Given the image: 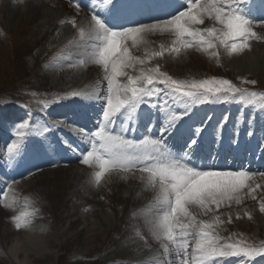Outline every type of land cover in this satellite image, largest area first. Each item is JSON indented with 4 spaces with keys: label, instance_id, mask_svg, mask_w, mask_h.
Segmentation results:
<instances>
[{
    "label": "snow or ice",
    "instance_id": "snow-or-ice-1",
    "mask_svg": "<svg viewBox=\"0 0 264 264\" xmlns=\"http://www.w3.org/2000/svg\"><path fill=\"white\" fill-rule=\"evenodd\" d=\"M252 2L169 0L171 10L163 16L147 22H121V0H101L105 7L100 10L95 0H75L77 13L86 7L89 18L86 28L78 26L75 17L71 24L78 28L80 38L87 35L91 48L88 62L101 67L105 87L100 91H73L70 95L100 102L96 125L94 129H85L66 121L30 124L29 119H23L14 124L15 138L6 145L0 159L18 165L27 151L29 138L35 135L46 139L47 133L66 126L87 145L80 151L79 160L92 170L94 186L112 176L127 179L138 173L145 190L154 193L149 205L153 211L146 218V226L161 242L168 256L166 264H220L227 257H239V264H247L250 258L264 255V243L256 245L235 238L236 234L222 236L220 228L225 221L218 214L222 207L241 205L246 197L256 200V189L262 185L255 183V178L264 180V172L243 166L221 168L190 163L212 120L211 115L195 120L194 108L236 103L243 111L245 106H255L257 96L264 99V93L250 92L224 78L177 79L161 71L159 65L147 66L148 60L163 57L166 52L180 55L195 49L219 60L221 50L229 56L241 54L251 48L250 41H264V34L255 30L264 28V8L254 9ZM206 20L211 22L210 26L205 24ZM157 34L168 38V43H160L158 50L151 48L155 43L151 37ZM133 49H144V55H134ZM79 63L83 65L85 61ZM141 106L157 109L161 113L157 117L159 124H154L150 117L141 137H130L128 133L134 132L139 122ZM259 110L264 111V106ZM228 121L229 115L225 114L217 123L213 129L214 142L222 138ZM238 132L236 128L232 139L235 146L239 145ZM253 134L250 127L247 135ZM170 138L184 141L179 152L169 145ZM0 195L6 197L7 191L0 189ZM0 204L12 207L4 199H0ZM259 210L264 213V200ZM37 211L28 210L26 202L25 210L11 217L15 228L30 227ZM138 214L139 210L133 212L134 216ZM244 214L251 219L250 212ZM227 215L231 223V212ZM201 216L209 218L200 219ZM236 218H240L239 213ZM136 235H140L139 230Z\"/></svg>",
    "mask_w": 264,
    "mask_h": 264
},
{
    "label": "rangeland",
    "instance_id": "rangeland-1",
    "mask_svg": "<svg viewBox=\"0 0 264 264\" xmlns=\"http://www.w3.org/2000/svg\"><path fill=\"white\" fill-rule=\"evenodd\" d=\"M84 15L85 11L81 10L75 18L87 25L89 17ZM62 18L70 19L68 14L52 9L49 0H0V139L2 135L5 137L1 139L0 155L15 138L12 130L14 122L27 118L30 124L44 123L49 114L55 121H65L68 114L62 113L61 108L67 101L89 100L72 97L70 93L94 88L90 75L85 74L86 65L90 62L84 52L90 50H80L78 44L82 39L76 34L78 28L73 27L71 21L61 24ZM205 24L210 26L211 22L206 20ZM258 30L264 34V28L257 27ZM155 38L158 42L153 49L158 50L159 44L164 41L168 43L165 36L157 34ZM254 41L251 42L253 48L241 54L229 56L221 50L219 60L190 49L180 55L166 52L163 57L148 60L147 66L159 65L161 71L177 79L224 78L250 92L264 93V41ZM87 42L86 36L82 47ZM255 49H259L263 55L254 57ZM132 52L134 55H144L143 49H133ZM79 60L85 63L81 65ZM69 64L73 66L68 67ZM91 65L87 70L96 73V80L103 82V89L105 82L99 69L101 67ZM86 85L91 88H85ZM255 100V106H245L243 111L242 106L236 103L208 104V111H213L215 107L217 122L227 114L228 125L246 126V136L251 127L254 134L248 136L249 139L256 135L263 140L264 111L259 109L264 106V99L257 96ZM46 112L48 114L45 116ZM67 128L62 126L57 129ZM50 135V132L47 133L46 139L33 135L27 140V169L15 175L13 180L16 183L12 184L13 180L7 182L0 170V189L7 191V196L0 195V199L12 205L5 208L0 204V239L10 246L7 248L0 243V264H20L10 251L11 243L16 238L21 240L20 258L24 259L28 254L29 264H160V258L163 264V259L167 258H164L166 254L161 242L151 235L146 226V217L149 218L153 211L149 205L153 202L154 193L150 189L145 190V185L138 179L139 174L127 179L112 176L94 186L91 182L92 170L76 160L79 157H67L79 152L69 143L73 151L70 149L66 155H50L33 161L31 152L34 147L47 145L43 149L49 151L51 143L47 140ZM79 139L76 142L81 146ZM3 160L0 159L2 165ZM251 170L264 172V167ZM255 183L262 185L256 189V200L246 197L241 205L218 210L225 221L220 228L222 236L236 234L235 238L250 243H264V213L259 210L260 202L264 200V180L257 176ZM26 202L28 210L36 208L38 211L30 227L17 230L11 217L25 210ZM250 204L256 206H253V212L249 210ZM135 210H139V214L134 216ZM229 212L232 215L231 223L228 222ZM245 212L251 213V219ZM237 213L239 219L236 218ZM137 230L139 236L136 235ZM25 237H29V241L24 242ZM158 254L162 256L158 257ZM234 258L237 260L231 264H239V257L222 258L220 264Z\"/></svg>",
    "mask_w": 264,
    "mask_h": 264
},
{
    "label": "bare ground",
    "instance_id": "bare-ground-1",
    "mask_svg": "<svg viewBox=\"0 0 264 264\" xmlns=\"http://www.w3.org/2000/svg\"><path fill=\"white\" fill-rule=\"evenodd\" d=\"M50 1V4H51V6H52V9H57L58 10V12H60V13H62V14H68L69 15V17H70V19H72L73 17H75L76 16V13H77V11H76V8H75V2H69V1H67V0H49ZM261 5H262V2H261ZM81 11V10H80ZM85 15L86 16H88L89 17V13H88V11L86 12L85 11ZM84 15V16H85ZM59 16H60V14H59ZM61 17H63V16H61ZM87 17V18H88ZM86 18V17H85ZM86 18V19H87ZM62 20H63V18H62ZM262 32V31H261ZM263 32H264V30H263ZM165 38H167L166 36H165ZM151 39L156 43V42H158V39H156L155 38V36H152L151 37ZM167 40H168V38H167ZM166 41H164V43H165ZM255 42V41H254ZM155 43H153L152 45H151V48L153 49L154 48V45H155ZM156 47V46H155ZM144 50V49H143ZM256 55H263L262 54V52L259 50V49H255V51H254V53H253V56L255 57ZM177 63H179V62H177ZM92 71H90V70H87V75H88V77H89V75H90V79H91V83H92V85L91 86H94V88L93 89H96V90H98V91H100V89H99V87H100V85H101V82H97V80H96V76H95V74L96 73H91ZM91 73V74H90ZM88 79V78H87ZM90 83V82H89ZM91 88V87H90ZM55 112V111H54ZM53 112V113H54ZM57 113V112H56ZM253 206H254V204H250L248 207H249V210L251 211V212H253ZM254 207H256V206H254ZM107 215H108V213H106ZM147 218V217H146ZM116 221L117 222H119L120 220H118V219H116ZM72 223V222H71ZM118 224V223H117ZM120 224V223H119ZM0 235H1V233H0ZM31 236V235H30ZM35 236V235H34ZM26 238V237H25ZM29 237H27L26 239H24L23 241L25 242V241H29ZM15 241H12V248H10V251H11V256H13L15 259H16V261L17 262H19L20 264H29V258H28V254H27V256L24 258V259H21L20 257V251H19V245H20V241L21 240H19L18 238H16V239H14ZM0 243L3 245V246H6L5 245V242H3V240H2V238L0 239ZM8 247H10L9 245H7ZM6 246V247H7ZM7 247V248H8ZM7 252V251H6ZM28 252V251H27ZM154 254H156V253H154ZM159 256L158 257H161L162 256V254H158ZM163 259V258H162ZM163 264H165V260L163 259Z\"/></svg>",
    "mask_w": 264,
    "mask_h": 264
}]
</instances>
